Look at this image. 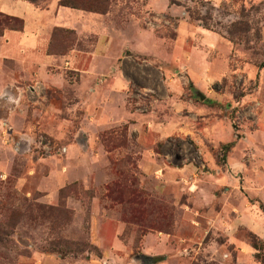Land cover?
Masks as SVG:
<instances>
[{"label": "rangeland", "instance_id": "obj_1", "mask_svg": "<svg viewBox=\"0 0 264 264\" xmlns=\"http://www.w3.org/2000/svg\"><path fill=\"white\" fill-rule=\"evenodd\" d=\"M147 1L110 0L107 12H94L107 15L106 22L118 31L138 25L157 42L156 52L136 56L127 51L126 56L113 59L112 69L98 74L102 80L114 72L125 78V121L105 125L96 116L90 118L89 96L95 84L89 85L84 74L88 69L84 51L94 47L100 37L79 36L71 26H56L50 36L48 53L61 57L51 70L58 80L44 84L28 79L15 86V119L22 126L10 130L3 123L11 131L4 139L12 144H0L5 167L0 170V264H22L26 258L33 264H105L106 248L113 247L115 235L123 244L113 249L115 256L130 262L144 246L143 235L160 236L159 232L171 234L165 249L152 253L160 262L262 264L264 236L243 227L236 236L248 245V256L223 243L222 235L215 239L206 235L195 242L174 236L181 207L166 191L161 193L160 172L145 171L149 159L144 154L151 151L162 167L192 161L201 174L200 144L194 136L171 133L159 139L148 132L152 121L185 125L190 110L181 109L176 119L171 112L175 103L206 102L211 115L225 114L238 129L255 126L254 115L264 114V0H168L170 7L181 10L177 15L172 10L152 11ZM49 2L33 4L46 7ZM180 20L217 31L227 42L228 71L220 83L205 87L188 77L184 60L178 56L181 46L176 44ZM1 29L9 28L3 24ZM192 40L187 41L189 47L199 43ZM73 49L82 51L80 62L69 58ZM198 90L206 96L204 100ZM208 93L226 97L215 101ZM42 103L48 105L45 110ZM202 117L193 119L191 129L196 133L202 129ZM28 124L36 127L30 130ZM206 145L217 164L223 165L228 150L223 145ZM248 159L245 157L246 162ZM225 185L231 187L229 181ZM224 194L238 205V193L225 189ZM182 203L190 204L187 197H182ZM259 207L264 211L262 204ZM179 230L183 237H190L184 222ZM159 242L149 244L148 250H156Z\"/></svg>", "mask_w": 264, "mask_h": 264}, {"label": "crops", "instance_id": "obj_2", "mask_svg": "<svg viewBox=\"0 0 264 264\" xmlns=\"http://www.w3.org/2000/svg\"><path fill=\"white\" fill-rule=\"evenodd\" d=\"M58 1L50 0L46 7H36L30 0H0V12L23 19L22 29H4L0 33V108L2 109L0 144H12L7 143V140L4 139L7 134L11 136V131L3 124L4 122L11 126L10 130L13 127L20 128L22 126L15 119V102L17 100L15 86L18 83H27L28 79L44 84L58 80L51 70L61 61V57L53 53L50 54L47 50L54 27L71 26L79 36L95 35L100 37L94 47L88 52L84 51L87 54L88 62V69L84 74L88 77L89 85L95 84L91 89L92 94L89 96L90 118L93 120L96 116V121L105 125L123 122L128 116L123 99L126 80L117 72H114L109 77L110 79L105 78L104 80H102L104 77H99L98 74L112 69L113 59L118 55L126 56L127 51L137 56L148 51L156 52L158 49L154 36L150 35L148 31L146 33V30L138 25H128L118 31L106 22L107 15L103 16L94 12L61 6ZM208 1L219 2L220 0ZM147 7L157 13L168 10L175 11L176 15L182 13L178 8L170 7L168 0H148ZM177 32L176 44L181 46L178 56L184 60V67L190 80L195 85L205 87L220 83L228 71L229 57L228 44L224 42L220 33L202 26L192 25L186 20L178 22ZM189 38L199 43L189 47L187 44ZM184 44L187 46L183 49ZM81 53V50L73 49L69 58L71 57L74 63L80 62ZM198 94L201 100L206 98L203 93L199 92ZM215 95L211 96L208 93L211 99H216L215 101H221L226 97L225 94L215 93ZM31 96L38 99L36 94ZM43 99L47 100L48 98L44 96ZM42 105L43 110L48 107L47 104L42 103ZM184 108L190 110L184 120V126L178 121H171L167 126L152 121L149 123L148 132H152V137L159 139L171 133L194 136L196 143L200 144L198 156L203 161L201 174L197 173L198 166L187 160L181 165L162 167L163 165L157 164L155 158L152 157V152L148 149L144 154V157L149 159L148 162L146 161L145 171L160 172L157 177L160 181L161 193L166 191L174 203L181 207L176 213V234L174 236L184 241L195 242L193 240L206 235L214 239L218 235H222L223 243L236 246L239 252L248 256L251 253L248 245L238 239L236 233L243 227L260 237L264 236V211L259 207V203L264 206V114L254 115L255 126L251 130L244 131V128L238 129L234 126L232 120L223 113V117L211 115L208 109L209 104L206 102L194 104L190 100L184 104L175 103L171 112L174 113L176 119H179L180 117L177 118V116H180L181 109ZM50 110L54 111L52 108ZM224 111H226L225 108ZM138 115L139 119L144 120L141 114ZM199 115L203 116L202 129L196 133L191 127L193 119L197 120ZM62 125L63 123L60 127ZM26 126L30 130L36 127L34 124ZM206 142L213 147L232 142L223 165L217 164L214 153L206 145ZM2 147L0 146V149ZM245 157L249 158V162L245 161ZM4 169L0 150V170ZM228 181L231 187L225 185ZM225 189L231 193L239 194L238 205L235 206L231 201L225 199ZM182 197H187L190 204H181ZM248 197L256 199L251 201L252 199ZM200 210H202L201 213ZM182 222L187 224L190 229L189 238L183 237L179 230V225ZM157 234L160 236L143 235L141 241L144 246L140 248L139 253L131 257L130 262H125L123 257L115 256L113 249L123 247L115 235L111 240L113 247L106 248L105 264H143L139 258L140 255L149 256L153 261L151 264H169L167 261H158L155 254L152 253L164 250L171 234L160 232ZM158 239L160 242L157 249L149 248L148 250V245L155 244L154 242H157ZM216 247H220L219 243H216ZM28 261L32 263V260L26 258L22 260V264H28Z\"/></svg>", "mask_w": 264, "mask_h": 264}, {"label": "trees", "instance_id": "obj_3", "mask_svg": "<svg viewBox=\"0 0 264 264\" xmlns=\"http://www.w3.org/2000/svg\"><path fill=\"white\" fill-rule=\"evenodd\" d=\"M32 3H37V0H30ZM110 0H59L58 4L65 7L81 9L91 12L105 13L107 12V5ZM4 24L5 28L20 30L23 28V19L17 16L4 15L0 13V33L2 32L1 26ZM206 25V23H203ZM232 142L223 145V148L229 150ZM264 264V258L261 259Z\"/></svg>", "mask_w": 264, "mask_h": 264}, {"label": "water", "instance_id": "obj_4", "mask_svg": "<svg viewBox=\"0 0 264 264\" xmlns=\"http://www.w3.org/2000/svg\"><path fill=\"white\" fill-rule=\"evenodd\" d=\"M202 98V97H201ZM146 255H144V256H142V255H140L139 256V258L142 260V263L143 264H151V262H153V261H151L152 259L151 258H149V256H146ZM148 257V258H147Z\"/></svg>", "mask_w": 264, "mask_h": 264}]
</instances>
